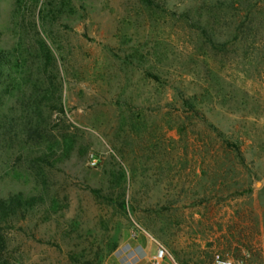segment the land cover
Instances as JSON below:
<instances>
[{"label":"rangeland","instance_id":"1","mask_svg":"<svg viewBox=\"0 0 264 264\" xmlns=\"http://www.w3.org/2000/svg\"><path fill=\"white\" fill-rule=\"evenodd\" d=\"M12 198L0 264H264V0H0Z\"/></svg>","mask_w":264,"mask_h":264},{"label":"crops","instance_id":"2","mask_svg":"<svg viewBox=\"0 0 264 264\" xmlns=\"http://www.w3.org/2000/svg\"><path fill=\"white\" fill-rule=\"evenodd\" d=\"M140 245H136L134 247H130L131 253L130 257H128L127 264H150V260L155 258L157 252L153 251L152 246L139 247ZM158 248L156 251H158ZM169 261V260H167ZM162 264V263H161ZM171 264H175L171 262Z\"/></svg>","mask_w":264,"mask_h":264},{"label":"trees","instance_id":"3","mask_svg":"<svg viewBox=\"0 0 264 264\" xmlns=\"http://www.w3.org/2000/svg\"><path fill=\"white\" fill-rule=\"evenodd\" d=\"M21 202L19 198H12L8 201L0 200V220H2L4 217L8 218L9 216H16L17 213L16 210L19 207H22V204H19L17 202ZM19 205V207H18ZM28 206V203H23V207L21 208V211L19 212L21 215H23L22 210Z\"/></svg>","mask_w":264,"mask_h":264},{"label":"built area","instance_id":"4","mask_svg":"<svg viewBox=\"0 0 264 264\" xmlns=\"http://www.w3.org/2000/svg\"><path fill=\"white\" fill-rule=\"evenodd\" d=\"M90 166L94 167L98 164V160L95 159L94 157L90 158ZM165 257V250L160 248L156 255L155 258H153V260L155 261V264H159L160 262H162L163 258ZM218 264H231L230 262H224V263H218Z\"/></svg>","mask_w":264,"mask_h":264}]
</instances>
